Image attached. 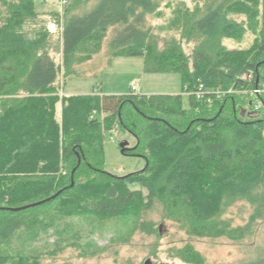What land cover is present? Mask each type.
I'll return each mask as SVG.
<instances>
[{
  "label": "trees",
  "instance_id": "trees-1",
  "mask_svg": "<svg viewBox=\"0 0 264 264\" xmlns=\"http://www.w3.org/2000/svg\"><path fill=\"white\" fill-rule=\"evenodd\" d=\"M60 1L63 15L48 14L59 27L54 40L40 0H0V243L33 222L34 208L8 209L60 190L49 201L58 200L59 217L106 222L159 209L193 237L239 243L252 235V224L264 219V0H203L193 11L177 10L165 30L180 37L162 46L147 22L161 16L156 0ZM109 29L110 54L142 58L144 73H174L189 89L201 83L233 92L210 105L190 98L188 109L172 95L61 97L59 75L81 76L79 66L101 51ZM248 34L254 40L247 49L223 45ZM183 43L194 44L188 54ZM256 88L263 93L255 99ZM257 101L262 107L254 112ZM118 130L135 139L127 155L145 160L142 171H103L104 138ZM235 199L252 206L243 226L222 219ZM2 252L0 245V264H42ZM195 255L189 257L204 264ZM241 264H264V257Z\"/></svg>",
  "mask_w": 264,
  "mask_h": 264
},
{
  "label": "rangeland",
  "instance_id": "rangeland-1",
  "mask_svg": "<svg viewBox=\"0 0 264 264\" xmlns=\"http://www.w3.org/2000/svg\"><path fill=\"white\" fill-rule=\"evenodd\" d=\"M156 1L159 2L161 16L148 17L147 22L152 25L153 34L160 46L166 39L180 37L174 29L165 30V27L168 29L173 25L177 10L188 8V11H193L196 6L203 4V0ZM40 2L38 10L47 14L45 20L49 28L51 18L48 14L59 12L63 15L67 4L60 0ZM51 17L54 21V16ZM180 18L181 14L176 21H180ZM50 30L54 33L53 39L58 40L59 27H52ZM110 39L111 29L103 40L102 51L96 55L101 64L98 61L95 66L87 65L90 68L85 77L69 76L62 79L59 75V88L64 95L59 94L65 97L89 95L94 89L100 94L121 96L177 94L181 96L182 107L189 108L188 96L183 92L177 74L144 73L140 57L110 55L107 47ZM253 40L254 37L248 34L240 43L224 40L223 45L230 50H244L250 47ZM53 46L58 52V45L56 48L54 41ZM193 46L194 44L182 45L187 54ZM57 54L51 55L55 64L60 63L59 53ZM131 87H135L133 93ZM101 117L104 118L105 114ZM122 142L127 143V148L130 149L134 146L135 139L118 130L106 135L103 141L102 169L111 176L124 177L140 172L146 165L141 157L121 154L118 146ZM58 208L56 200L30 209L28 213L33 221L28 225L30 227L15 232L7 243H0L2 253L37 256L42 264H189L184 259L192 253L198 255L204 264H241L264 257V219L254 222L251 226L253 234L237 243L225 238L193 237L182 226L166 219L159 209L143 213L139 219L127 217L124 220L98 222L90 216L59 217L56 214ZM223 211V220L233 227L243 226L249 220L252 206L245 200L235 199ZM39 219L43 222L39 223ZM149 225L152 233L147 232ZM190 261L196 264L194 258H190Z\"/></svg>",
  "mask_w": 264,
  "mask_h": 264
},
{
  "label": "built area",
  "instance_id": "built-area-1",
  "mask_svg": "<svg viewBox=\"0 0 264 264\" xmlns=\"http://www.w3.org/2000/svg\"><path fill=\"white\" fill-rule=\"evenodd\" d=\"M65 4V2H62ZM242 79H246L245 76L241 77ZM135 87H131V92L133 93ZM184 92L189 98H193L198 103H204L210 105L213 101H221L227 94H231L233 91L223 92L220 89H215L214 91L208 90L205 88L203 84H198L194 89H189L188 87H184ZM260 93H263V90L260 88H256L250 92V96L256 99V96ZM262 107L261 103L257 101L254 105V112H258Z\"/></svg>",
  "mask_w": 264,
  "mask_h": 264
},
{
  "label": "crops",
  "instance_id": "crops-1",
  "mask_svg": "<svg viewBox=\"0 0 264 264\" xmlns=\"http://www.w3.org/2000/svg\"><path fill=\"white\" fill-rule=\"evenodd\" d=\"M46 2V1H45ZM52 27H56V26H54L53 24H50V27L49 28H52ZM50 30V29H49ZM51 31V30H50ZM224 42V41H223ZM102 48H103V46H102ZM102 48H101V51H102ZM100 51V52H101ZM99 52V53H100ZM98 53V54H99ZM97 55V54H96ZM96 55H95V57L93 56V58L90 60V61H88L87 62V64H85V65H82V66H84L83 68H82V66H79L80 67V71H78L80 74H81V76H78V77H85L87 74H85L87 71H89V68L90 67H88V66H95L96 64H97V62L98 61H100L99 59H97L96 58ZM111 55V54H110ZM142 59V58H141ZM101 64V61H100V63H99V65ZM142 64H143V59H142ZM88 65V66H87ZM144 72V71H143ZM180 82H181V80H180ZM182 85V84H181ZM182 88H183V92H184V87L182 86ZM61 91V90H60ZM61 94H63L62 93V91L60 92ZM185 93V92H184ZM61 94H59L61 97L64 95H61ZM89 95H99V96H102V95H105V94H100L99 92H98V90H96V89H94ZM163 95H172V96H180V95H177V94H163ZM106 96H121V95H116V94H113V95H106ZM125 96V95H124ZM142 96H153V95H142ZM181 97V96H180ZM188 99H189V105H190V98L188 97ZM59 109V105H58V107H57V110ZM59 113H60V111H59ZM59 115V114H58ZM101 117V116H100ZM102 118V117H101Z\"/></svg>",
  "mask_w": 264,
  "mask_h": 264
},
{
  "label": "water",
  "instance_id": "water-1",
  "mask_svg": "<svg viewBox=\"0 0 264 264\" xmlns=\"http://www.w3.org/2000/svg\"><path fill=\"white\" fill-rule=\"evenodd\" d=\"M118 147L120 149L121 154H123V155H126L128 151H130L131 149H133V148H130V149L127 148V143H125V142H122L121 144H119ZM79 163H80V158H78V165H79ZM73 172H74V170H73ZM73 172H72V174H73ZM73 185L74 184L71 181L70 187H73ZM61 192H62V190H60L59 192H57L56 194H54L53 196L49 197L46 200H43V201H40V202L31 204V205H28V206H25V207L17 208V209H8V211L20 212V211H23V210H28L30 208L38 207V206H40V205H42V204H44L46 202H49L50 200L55 199ZM145 264H148V263H145Z\"/></svg>",
  "mask_w": 264,
  "mask_h": 264
}]
</instances>
